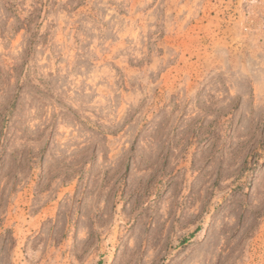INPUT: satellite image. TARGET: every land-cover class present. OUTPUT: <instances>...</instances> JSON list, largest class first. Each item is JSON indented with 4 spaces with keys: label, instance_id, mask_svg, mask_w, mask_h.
<instances>
[{
    "label": "rangeland",
    "instance_id": "1",
    "mask_svg": "<svg viewBox=\"0 0 264 264\" xmlns=\"http://www.w3.org/2000/svg\"><path fill=\"white\" fill-rule=\"evenodd\" d=\"M0 264H264V0H0Z\"/></svg>",
    "mask_w": 264,
    "mask_h": 264
}]
</instances>
